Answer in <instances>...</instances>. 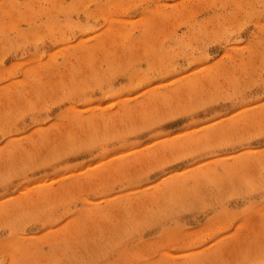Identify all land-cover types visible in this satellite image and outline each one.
Instances as JSON below:
<instances>
[{"label":"rangeland","instance_id":"obj_1","mask_svg":"<svg viewBox=\"0 0 264 264\" xmlns=\"http://www.w3.org/2000/svg\"><path fill=\"white\" fill-rule=\"evenodd\" d=\"M262 20L264 0H0V264H264V107L223 119L264 93Z\"/></svg>","mask_w":264,"mask_h":264},{"label":"snow or ice","instance_id":"obj_2","mask_svg":"<svg viewBox=\"0 0 264 264\" xmlns=\"http://www.w3.org/2000/svg\"><path fill=\"white\" fill-rule=\"evenodd\" d=\"M261 23H264V20L261 21ZM224 39H245V37L239 36V35H235L232 33L227 34ZM262 39H264V37H262ZM205 56L209 55L208 53L204 54ZM209 61L204 60V63H208ZM201 65L197 64L196 67L199 68ZM146 87H148V85H146ZM143 89H141L142 91ZM237 107L236 108H231L230 111L228 112H224L223 113V119H228L230 117H233L236 115V113L238 112H243L246 111L248 108L250 107H254V106H261L264 107V93L261 94V99L259 101H252L251 103H245V102H241V101H237ZM221 117H215L210 121H204L203 126L207 127L209 124H218L220 123ZM196 127H200V126H196ZM159 139H161L160 137H157L156 140L157 142L159 141ZM261 146H264V136L261 137ZM92 196L89 195V199H91ZM249 201H244L243 205H237L236 206V212L240 214V218L243 219H247L248 218V210H249ZM56 216L58 217V224L59 225H63L65 223H67L68 221L74 219V214H73V209L71 207L68 208H61L57 213ZM207 246V245H205Z\"/></svg>","mask_w":264,"mask_h":264}]
</instances>
